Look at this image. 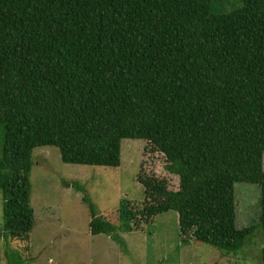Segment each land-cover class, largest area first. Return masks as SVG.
Segmentation results:
<instances>
[{"label": "trees", "instance_id": "trees-1", "mask_svg": "<svg viewBox=\"0 0 264 264\" xmlns=\"http://www.w3.org/2000/svg\"><path fill=\"white\" fill-rule=\"evenodd\" d=\"M121 137L148 140L178 185L137 172L141 205L119 199L115 223L83 193L90 233L173 209L180 233L234 251L254 227L235 225L233 181L246 180L264 258V0H0L2 236L27 239L32 226V147L114 166ZM3 257L25 264L14 247Z\"/></svg>", "mask_w": 264, "mask_h": 264}, {"label": "rangeland", "instance_id": "rangeland-1", "mask_svg": "<svg viewBox=\"0 0 264 264\" xmlns=\"http://www.w3.org/2000/svg\"><path fill=\"white\" fill-rule=\"evenodd\" d=\"M238 2L214 0V6L228 10ZM165 162L163 153L141 137L120 138L119 163L114 166L64 162L52 144L32 147L28 177L33 223L27 239L4 238L0 193V264H4V247L18 249L25 264H264L257 223L258 186L246 180L233 181L235 225L254 227L234 251H221L180 233L173 209L140 220L137 228L115 230L113 235L89 232L83 193L96 214L115 223L119 199L141 205L143 187L136 179L137 172L164 177L168 188L177 187L178 177L165 168ZM75 181L82 190L71 185Z\"/></svg>", "mask_w": 264, "mask_h": 264}]
</instances>
